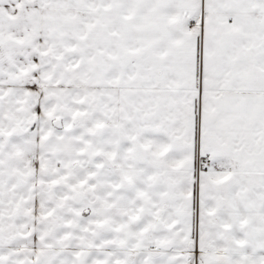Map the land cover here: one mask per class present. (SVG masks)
Instances as JSON below:
<instances>
[{
    "label": "snow or ice",
    "instance_id": "snow-or-ice-1",
    "mask_svg": "<svg viewBox=\"0 0 264 264\" xmlns=\"http://www.w3.org/2000/svg\"><path fill=\"white\" fill-rule=\"evenodd\" d=\"M0 264H264V0H0Z\"/></svg>",
    "mask_w": 264,
    "mask_h": 264
}]
</instances>
